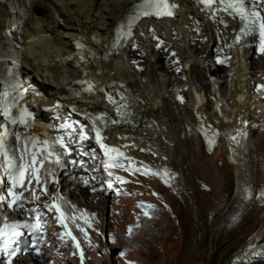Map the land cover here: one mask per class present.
Segmentation results:
<instances>
[{
    "label": "bare ground",
    "instance_id": "1",
    "mask_svg": "<svg viewBox=\"0 0 264 264\" xmlns=\"http://www.w3.org/2000/svg\"><path fill=\"white\" fill-rule=\"evenodd\" d=\"M136 2L137 0H6L0 3V49L6 40L5 32L14 15L12 12L17 11L23 18L20 34L21 70L27 72L25 76L31 80H38L41 91L50 92V102L62 97L67 89L73 88L78 79L84 78V73L96 78L101 87L114 81L125 82L132 89L138 111L132 125L118 128V133L127 143L125 150L128 153L125 155L130 154L131 160H134V156L139 157L146 166H155L161 172L167 169L173 177L169 180V186L178 195L186 193L189 199L186 198L185 201L191 202L195 190L188 168L191 156L196 158L200 155V146L196 143L198 138L194 132L191 133L197 128L208 146L218 142L233 153L236 159L234 179L237 194L242 190V193H245L244 190L250 192L255 180L250 160L253 123L259 116L264 118L263 111L254 113L253 110L264 107V77L256 80L255 85L251 81L257 75V68L264 71V61H255L249 51L237 54L231 74L223 77L228 78L230 99L222 106V85L212 81L214 92L207 87L201 90L200 96L193 98V118L195 116L196 120L191 125L192 122L187 121L184 116L188 110L177 102L176 93L172 90L177 80L178 84H182L181 76L176 77L165 68L166 55L146 48L148 57L144 65L147 68L141 75L129 64L131 56L132 59H141L136 53L125 51L105 62L99 59L109 50L114 26ZM190 15L197 16L195 9L185 6L178 20L171 21L170 25L167 22L161 23L159 31L162 34L170 33L173 28L181 34L180 43L185 45L179 47V55L185 65L187 84L192 87L191 80L198 76L196 72L200 74L199 70L213 79L220 75L222 69L211 66L208 43L196 42L193 45L195 39L190 32L192 27H188L191 24ZM208 36L206 31V35L200 38L204 41ZM76 41L84 47L82 59L74 51ZM140 42L142 46L149 45L146 38H141ZM173 77L175 82H172ZM182 87L184 84L179 86ZM85 101L91 108H98L103 98L95 96ZM229 114L231 120L227 122L225 118ZM189 128L192 129L191 132ZM209 140L213 141L211 145ZM198 160L200 163L202 158ZM180 176L186 180H182ZM251 236L230 262L245 264V260L248 261L249 258L252 259L248 263L264 260V256L255 255L264 253V224ZM79 249L81 250V245Z\"/></svg>",
    "mask_w": 264,
    "mask_h": 264
},
{
    "label": "rangeland",
    "instance_id": "2",
    "mask_svg": "<svg viewBox=\"0 0 264 264\" xmlns=\"http://www.w3.org/2000/svg\"><path fill=\"white\" fill-rule=\"evenodd\" d=\"M232 66L221 71L222 78H215L223 88L222 106L231 96L228 78L223 77L231 74ZM260 71L262 69L257 68L255 73ZM177 84L174 83L172 88L174 92ZM188 97V103L183 105L188 110L184 116L193 125L195 109L191 91ZM253 111L264 112V109ZM261 119L259 116L256 121ZM225 120L230 122V114ZM192 129L188 130L191 132ZM198 132L196 128L191 133L198 138L196 143L200 146V155L196 158L191 156L188 168L195 187V196L191 199L194 203L185 201L187 194L178 195L160 176L142 174L144 171H129L130 177L143 183L141 187L125 182L112 185L110 189L115 193L112 203V199L107 198L86 200V193L78 195V192H73V197L90 207L98 217L92 229L95 239H98L95 243L97 250L88 241L87 264H233L230 262L233 256L264 224V125L253 129L250 141L254 188L252 193L248 190L242 193V190L239 195L234 179L236 159L233 153L218 142L208 146L205 137ZM242 152L247 154L244 149ZM200 158L202 161L199 163ZM151 170L159 171L155 167ZM182 180L186 179L182 177ZM98 231L105 234V241ZM105 242L113 252L110 258L101 251L106 247ZM68 259L77 262L73 255L67 256ZM248 261L245 260V264H264V260Z\"/></svg>",
    "mask_w": 264,
    "mask_h": 264
},
{
    "label": "snow or ice",
    "instance_id": "3",
    "mask_svg": "<svg viewBox=\"0 0 264 264\" xmlns=\"http://www.w3.org/2000/svg\"><path fill=\"white\" fill-rule=\"evenodd\" d=\"M197 3L204 5V7L213 12V5H216V11L227 12L229 15L234 18H238L240 22L239 34L235 37V42H240L242 37H252L253 39H258V49L261 53H264V0H197ZM179 5L174 2V0H137V3L133 5V12L127 17V31H123L124 25H121V28L117 30L118 38L130 37L132 33V29L135 26L136 22L140 20L142 17H163V16H173L174 9H176ZM215 16V12H213V17ZM10 34V33H6ZM218 63H224L222 60H218ZM16 64V61L13 60V65ZM8 74L11 76L12 69H8ZM16 86L13 85V88ZM91 87V86H90ZM264 87V86H262ZM3 97H7L9 93L7 90L2 94ZM19 98H23V93L19 94ZM123 100L124 98L121 97ZM108 101L114 105H117V114L121 115V107L126 108L127 105H120L117 101H115L111 96H108ZM183 102V98H181ZM0 103H2V99H0ZM14 105H9L4 103L2 107H0V112H2L4 118L15 124L19 122L20 124L28 127V121L31 119L32 114L28 112L27 109H22L21 115L19 117V121L17 118L11 116V107ZM127 113H123V116H126ZM97 120L103 121L104 117H97ZM112 123H116V121H112ZM62 127H70V125H62ZM93 130L95 131L96 143L99 144L100 148L103 150L104 155L108 157V161L105 163V168L109 167H120L123 168L124 165L120 163H114L117 157H124V153L120 152L117 148H110L104 141L105 137L101 134V129L93 124ZM6 130L4 133H0V155H3L5 161L8 164V168L6 171V175L8 180L11 182L12 188H16L18 186H22L25 172L28 170V166H17L10 157H8L6 151H4L3 145V136L6 135ZM19 137H17V140ZM81 141L87 139V136L81 131L80 134ZM57 143L63 149H65V153L67 154L66 145L63 142L61 137H57ZM208 143L211 145L213 143L212 140H209ZM37 145H41L42 147L37 148ZM50 145H48L47 141L40 140L39 138L33 144V149L30 153L31 155V170L33 175L36 177L37 183H39V177L41 174V169L47 171L45 167V163H51L52 160L50 158L53 157V153L49 151ZM27 151V149H25ZM114 154V155H110ZM23 159V155L21 157ZM126 158V157H125ZM56 162H59V158H55ZM71 163H76L75 160L70 161ZM125 170H130L134 172H140L139 168H132L131 163L128 168ZM109 176L112 175L111 172L108 173ZM142 174H151L153 176H160V178L164 181L165 184L169 183V180L172 177V174L164 169L161 171H153L151 169H145ZM117 181L124 183L125 181L121 177L115 178ZM2 179H0V183H2ZM55 183V180L53 181ZM87 183V182H85ZM108 187L111 188L112 184L109 182ZM12 188L8 189V195L12 197L11 203L8 204V207L11 208L19 202V195L15 194L12 191ZM45 193L47 191V187L44 189ZM5 200L4 195L0 194V202ZM53 208L56 209L57 212H60V208L58 205L53 204ZM151 207V206H148ZM147 215V213H145ZM63 214L61 213V217ZM61 223L63 224V219H61ZM66 228L67 225H64ZM20 228H26L29 231L35 230L37 232L41 231L39 217H37L35 224H5L3 228H0V244L3 247H0V252L5 253L8 256L6 264H12V258L17 255V249L11 248V245L17 240L21 239L23 233L19 231ZM83 231V229H81ZM129 234H131V229H129ZM68 236L71 237V233H67ZM75 240V237H71ZM76 247L79 249V244H76ZM123 255V254H121ZM255 255L264 256V253H255ZM81 260H83V254L81 253Z\"/></svg>",
    "mask_w": 264,
    "mask_h": 264
}]
</instances>
